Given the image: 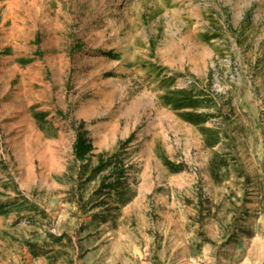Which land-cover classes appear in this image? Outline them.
Listing matches in <instances>:
<instances>
[{
  "label": "rangeland",
  "instance_id": "1",
  "mask_svg": "<svg viewBox=\"0 0 264 264\" xmlns=\"http://www.w3.org/2000/svg\"><path fill=\"white\" fill-rule=\"evenodd\" d=\"M0 264H264V0H0Z\"/></svg>",
  "mask_w": 264,
  "mask_h": 264
},
{
  "label": "trees",
  "instance_id": "2",
  "mask_svg": "<svg viewBox=\"0 0 264 264\" xmlns=\"http://www.w3.org/2000/svg\"><path fill=\"white\" fill-rule=\"evenodd\" d=\"M181 95H182V97L183 96H185V98H183V99H185V100H189V98L188 97H186V96H188L189 94H187L186 92H182L181 93ZM185 100H180L178 103H175V104H173L172 105V107H173V110H183V109H192V108H194L195 107V102H192L193 100H189L188 102H186ZM195 101V100H194ZM185 103H187V104H185ZM182 118L186 121V122H188V123H190V124H193V125H200V124H202L203 123V118L200 116V115H195V114H191V113H188V112H186V113H183L182 114ZM79 139H81V146H77V148H76V152H77V156L78 157H83L86 153H88L89 151H90V147H88V146H86V142L84 141V140H82V138H79ZM217 144V140L216 141H214L212 144H209L208 146L209 147H214L215 145ZM85 149V152L83 153V154H80V151L82 150V149ZM89 150V151H88ZM166 163V165H170V163L169 162H165ZM100 168H99V171L101 172L102 171V168H105L106 167V165H101V166H99ZM120 179L122 180V177H120ZM118 187H120L121 185H122V182H119L118 181ZM119 197H120V200H119V205L120 206H125V205H127L128 203H129V201L131 200V198L132 197H127V198H124V194L122 195H119Z\"/></svg>",
  "mask_w": 264,
  "mask_h": 264
}]
</instances>
